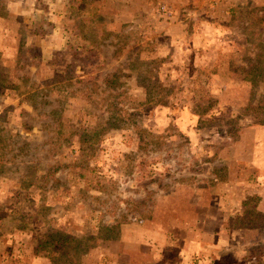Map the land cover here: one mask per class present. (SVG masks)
<instances>
[{
  "label": "rangeland",
  "instance_id": "1",
  "mask_svg": "<svg viewBox=\"0 0 264 264\" xmlns=\"http://www.w3.org/2000/svg\"><path fill=\"white\" fill-rule=\"evenodd\" d=\"M262 122L264 0H0V264H264Z\"/></svg>",
  "mask_w": 264,
  "mask_h": 264
},
{
  "label": "trees",
  "instance_id": "2",
  "mask_svg": "<svg viewBox=\"0 0 264 264\" xmlns=\"http://www.w3.org/2000/svg\"><path fill=\"white\" fill-rule=\"evenodd\" d=\"M262 123L264 124V122H262ZM249 213H250L251 215H254V212H253V213L249 212ZM258 214H259V213L256 212V215H257V216H260V215H258ZM247 226L249 227V226H254V225H247Z\"/></svg>",
  "mask_w": 264,
  "mask_h": 264
}]
</instances>
